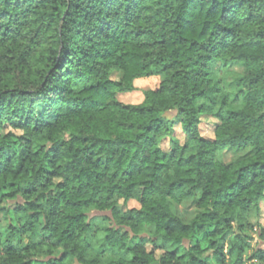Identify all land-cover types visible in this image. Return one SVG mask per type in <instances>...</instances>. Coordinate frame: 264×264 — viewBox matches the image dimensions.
Segmentation results:
<instances>
[{
  "label": "trees",
  "instance_id": "1",
  "mask_svg": "<svg viewBox=\"0 0 264 264\" xmlns=\"http://www.w3.org/2000/svg\"><path fill=\"white\" fill-rule=\"evenodd\" d=\"M263 200L264 0H0V264H264Z\"/></svg>",
  "mask_w": 264,
  "mask_h": 264
},
{
  "label": "rangeland",
  "instance_id": "2",
  "mask_svg": "<svg viewBox=\"0 0 264 264\" xmlns=\"http://www.w3.org/2000/svg\"><path fill=\"white\" fill-rule=\"evenodd\" d=\"M245 73V67L242 64H234L229 67L223 66V64L219 61L212 63V74L213 78L218 82L219 86L231 97V104L233 107H239L241 105V95H240V87L238 84V80L242 78V76ZM158 80H147V81H140L137 83L138 91L132 94L131 97L127 98V93L121 94L119 96L121 100L125 103H132V104H139L143 101V92L149 89H155L158 86ZM126 97V98H124ZM214 122L213 119H204L203 123L201 124V132L203 135L208 137H213V131H214ZM177 134H179L180 138L183 139V135L181 134L180 128L177 127ZM168 145V144H167ZM166 145V146H167ZM249 151L244 152L243 154H236L232 150H224L218 154V158L225 162V163H232L235 160L239 159L242 156L248 155ZM139 204L137 202L131 201L128 203V207H138ZM261 207V214L259 222L261 226L264 228V200L260 203ZM179 211L181 216L186 222H189L190 219L193 216L194 206L192 201L186 200L183 202L180 207ZM92 216L95 217L93 219V222L98 227H106L110 225V222L104 220L103 217L110 216L109 213H98V212H92ZM152 232V228H145L142 231V234H150ZM254 237L252 245L256 246L259 243L258 237L255 235V233L252 234ZM28 242V241H27ZM25 244H29V243ZM262 246H264L262 244Z\"/></svg>",
  "mask_w": 264,
  "mask_h": 264
}]
</instances>
